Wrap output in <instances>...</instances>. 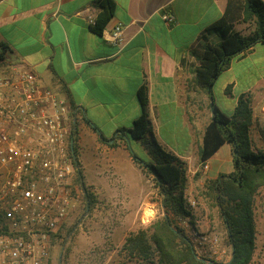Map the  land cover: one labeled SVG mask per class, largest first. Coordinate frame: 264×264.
Wrapping results in <instances>:
<instances>
[{
    "label": "crops",
    "instance_id": "1",
    "mask_svg": "<svg viewBox=\"0 0 264 264\" xmlns=\"http://www.w3.org/2000/svg\"><path fill=\"white\" fill-rule=\"evenodd\" d=\"M93 1L0 0V42L10 47L3 72L12 77L13 69L32 72L40 86L67 100L79 132L99 145V134L119 135L118 143L129 150L133 138L121 130L131 129L141 116L139 89L145 86L153 136L186 162L198 183L234 172L230 142L200 164L212 112L211 100L194 82L199 63L192 55L202 31L224 15L229 0H114L102 35L91 28L98 14ZM164 12L174 14L176 23L167 24ZM118 23L125 25L122 49L104 38ZM212 38L221 40L217 34ZM243 94H250L254 117L259 115L264 127V42L236 55L214 83V101L227 116ZM170 120L174 129L166 138L160 127ZM254 136L264 148L258 132Z\"/></svg>",
    "mask_w": 264,
    "mask_h": 264
},
{
    "label": "trees",
    "instance_id": "2",
    "mask_svg": "<svg viewBox=\"0 0 264 264\" xmlns=\"http://www.w3.org/2000/svg\"><path fill=\"white\" fill-rule=\"evenodd\" d=\"M98 9L92 30L102 35L103 31L114 15L116 3L114 0H94ZM242 18L245 22H254L255 27L250 34L244 35L235 31L234 22ZM217 34L220 41L214 42L212 36ZM259 42H264V2L261 0H229L226 11L217 21L207 26L198 38L197 46L192 55L198 61L194 70V82L207 94L212 112V119L202 136L199 147V161L201 166L225 142L234 147L235 170L229 174H221L217 179L208 180L205 197L212 201L225 223L228 241L232 245L233 254L228 262H207L200 258L183 229L174 225L173 216H188L183 198L186 187L185 163L175 154L166 151L159 142L152 137L150 121L148 119V99L146 87L139 89L142 114L129 130L131 138L139 140L149 151L155 162H147L131 152L133 159L145 166L154 179L163 196L162 206L165 215L154 221L150 227L151 233L141 230L132 234L126 240V248L133 257L149 260L153 264H250L256 250V212L255 200L260 189L264 188V148H255L251 136L254 124V110L250 94L240 96L238 105L232 116L224 114L216 105L213 87L218 76L229 68L232 59L250 50ZM8 44L0 42V72L7 70ZM6 73V72H5ZM71 119H74L73 109H70ZM91 125L88 119H85ZM74 121V120H73ZM77 123H73L71 137L74 142L73 154L79 166L76 149ZM264 140V128H258ZM103 142L112 141L116 146L119 135L107 139L99 134ZM82 171L79 168L73 182V194L77 193V186L82 182ZM3 220L0 216V225ZM6 227H0V234ZM61 227L52 234L50 256L47 264H52V246L60 237Z\"/></svg>",
    "mask_w": 264,
    "mask_h": 264
},
{
    "label": "rangeland",
    "instance_id": "3",
    "mask_svg": "<svg viewBox=\"0 0 264 264\" xmlns=\"http://www.w3.org/2000/svg\"><path fill=\"white\" fill-rule=\"evenodd\" d=\"M254 27V22H245L242 18L234 22L235 31L244 35L250 34ZM212 40L216 42L214 38ZM173 127L172 120L164 122L160 127L161 134L169 138ZM259 127H263V121L257 115L251 127L255 148H261L254 136L255 132L259 134ZM152 137L153 134L149 135L148 142ZM259 140L263 142L262 137ZM130 141L132 152L147 162H155L143 144L144 151L136 139ZM76 149L82 182L76 184L78 198L75 208L60 226V237L52 246V264H153L133 257L126 248L128 237L141 230L151 233L152 223L166 214L162 206L163 196L153 174L137 163L129 148L122 143L112 146L102 142L99 145L78 130ZM181 161L185 163L187 177L183 198L191 214L172 215L173 223L183 229L200 258L207 262H228L233 248L228 241L225 223L219 209L202 193L210 179L198 183L197 174L192 175L186 162ZM3 176L0 169V181ZM191 200L196 204L192 205ZM255 212L256 250L250 264H264V195L259 193ZM195 234H207L208 239L203 243L194 242Z\"/></svg>",
    "mask_w": 264,
    "mask_h": 264
},
{
    "label": "built area",
    "instance_id": "4",
    "mask_svg": "<svg viewBox=\"0 0 264 264\" xmlns=\"http://www.w3.org/2000/svg\"><path fill=\"white\" fill-rule=\"evenodd\" d=\"M162 19L176 23L172 13L164 12ZM124 31L118 23L104 38L122 49ZM13 70L15 77L0 72V227H6L0 234V264H47L52 234L78 198L73 194L80 168L73 154L74 121L64 97L40 86L32 72ZM195 236L194 242L208 239Z\"/></svg>",
    "mask_w": 264,
    "mask_h": 264
},
{
    "label": "bare ground",
    "instance_id": "5",
    "mask_svg": "<svg viewBox=\"0 0 264 264\" xmlns=\"http://www.w3.org/2000/svg\"><path fill=\"white\" fill-rule=\"evenodd\" d=\"M149 212V211H148ZM147 214V213H146ZM147 216H148V214H147ZM150 216V215H149Z\"/></svg>",
    "mask_w": 264,
    "mask_h": 264
}]
</instances>
